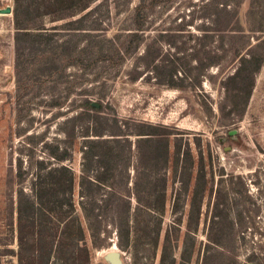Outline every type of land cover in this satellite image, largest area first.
<instances>
[{
	"label": "rangeland",
	"instance_id": "obj_1",
	"mask_svg": "<svg viewBox=\"0 0 264 264\" xmlns=\"http://www.w3.org/2000/svg\"><path fill=\"white\" fill-rule=\"evenodd\" d=\"M6 5L0 264H17V189L32 195L36 159L63 149L48 159L74 183L53 198L80 221L88 264H115L110 250L116 264H264V0H95L70 26L25 29L17 53ZM81 163L100 181L80 187ZM84 260L67 243L45 264Z\"/></svg>",
	"mask_w": 264,
	"mask_h": 264
},
{
	"label": "trees",
	"instance_id": "obj_2",
	"mask_svg": "<svg viewBox=\"0 0 264 264\" xmlns=\"http://www.w3.org/2000/svg\"><path fill=\"white\" fill-rule=\"evenodd\" d=\"M93 1L95 0H12L11 15L13 27L15 28L13 39L16 53L18 52L20 36L27 31L25 29H39L43 27L42 25L45 21L53 22L57 20H62L60 23L61 26H70L72 22L80 19L87 11L77 17H70L88 7ZM50 27L53 28V24ZM240 61H246V58L240 56ZM240 69L241 65L239 64L231 76L238 77L240 75ZM87 131L91 134L100 135L103 134L104 129H89ZM64 132L66 133V131ZM125 133L131 132L121 129L109 131V134L124 135ZM80 148L83 157H85V143ZM66 153L65 149L60 152L51 151L48 153L47 159H36L34 175L29 181V189L32 195H29L20 187L17 189L15 204L17 219V264H35V261L39 258H43L44 261L42 262L45 264L50 249L63 247L67 243L73 246L74 251L82 254L85 253L84 263L88 264V248L85 244L84 232L80 221L76 215H66V211L53 198L57 192L71 190L74 183V172L68 165L64 163L55 164L48 159L52 157L55 159V162H59L64 158ZM92 154L93 156L97 155L96 152ZM99 168L102 169L104 167L97 164L93 167L95 170L90 175L88 174L89 168L85 166V163H81L77 180L80 187L85 186V183H88V179H91L92 176V180L99 182L102 178L97 173ZM125 203V209L127 210L125 214H127L130 207L128 198H126ZM69 205L73 210V203L69 202ZM79 205L86 219L91 245L97 246L96 236L98 228L96 222L98 219L94 214L92 222V219L90 220L89 207H86L83 201H80ZM23 210H25L26 214L23 213ZM23 219L25 221L24 223L21 222ZM58 225H60V231L56 233ZM24 251L26 253L25 255L23 253Z\"/></svg>",
	"mask_w": 264,
	"mask_h": 264
},
{
	"label": "bare ground",
	"instance_id": "obj_3",
	"mask_svg": "<svg viewBox=\"0 0 264 264\" xmlns=\"http://www.w3.org/2000/svg\"><path fill=\"white\" fill-rule=\"evenodd\" d=\"M109 257H110V259L113 261V263H117V252L116 251H114V250H110V251H108V254H107Z\"/></svg>",
	"mask_w": 264,
	"mask_h": 264
},
{
	"label": "water",
	"instance_id": "obj_4",
	"mask_svg": "<svg viewBox=\"0 0 264 264\" xmlns=\"http://www.w3.org/2000/svg\"><path fill=\"white\" fill-rule=\"evenodd\" d=\"M8 11H10L9 5H6L5 7L0 8V12H8ZM5 69L8 70L9 69V65H5Z\"/></svg>",
	"mask_w": 264,
	"mask_h": 264
}]
</instances>
